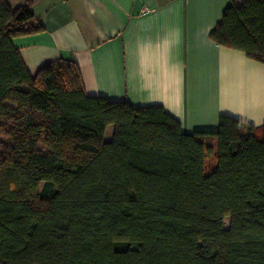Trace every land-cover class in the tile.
Segmentation results:
<instances>
[{
    "label": "trees",
    "instance_id": "16d2710c",
    "mask_svg": "<svg viewBox=\"0 0 264 264\" xmlns=\"http://www.w3.org/2000/svg\"><path fill=\"white\" fill-rule=\"evenodd\" d=\"M42 29L0 0V264H264V122L187 133L87 95L71 59L30 74L11 37ZM209 37L264 63V0L230 1Z\"/></svg>",
    "mask_w": 264,
    "mask_h": 264
},
{
    "label": "crops",
    "instance_id": "0c3cea01",
    "mask_svg": "<svg viewBox=\"0 0 264 264\" xmlns=\"http://www.w3.org/2000/svg\"><path fill=\"white\" fill-rule=\"evenodd\" d=\"M28 1L43 29L11 42L30 74L71 59L87 95L159 105L187 133L215 130L220 114L264 122V63L209 37L225 6L243 0Z\"/></svg>",
    "mask_w": 264,
    "mask_h": 264
},
{
    "label": "rangeland",
    "instance_id": "374dc122",
    "mask_svg": "<svg viewBox=\"0 0 264 264\" xmlns=\"http://www.w3.org/2000/svg\"><path fill=\"white\" fill-rule=\"evenodd\" d=\"M112 133H113V125L112 124H109L106 126L105 130H104V133H103V140L104 141H107V140H110L111 137H112ZM224 227H227L228 226V223H229V217L226 216L224 218Z\"/></svg>",
    "mask_w": 264,
    "mask_h": 264
}]
</instances>
